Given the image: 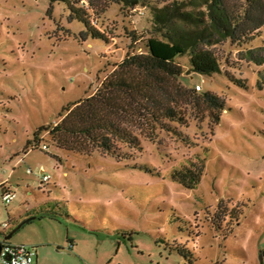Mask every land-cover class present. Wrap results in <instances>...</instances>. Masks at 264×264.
Returning <instances> with one entry per match:
<instances>
[{
  "label": "rangeland",
  "instance_id": "1",
  "mask_svg": "<svg viewBox=\"0 0 264 264\" xmlns=\"http://www.w3.org/2000/svg\"><path fill=\"white\" fill-rule=\"evenodd\" d=\"M92 19L111 45L82 40L84 25L69 20L64 3L0 0V242L16 231L9 242L35 247L36 264H185L177 247L194 264H264V66L240 60L241 50L264 46V27L250 44L210 47L219 74L197 75L188 56L177 59L190 88L225 99L219 123L193 113L187 125L171 124L190 145L159 130L141 151L120 145L128 154L120 160L61 150L48 132L34 142L39 128L95 93L126 56L129 32L145 51L149 8L110 4ZM199 157L206 168L196 188L172 179ZM5 188L16 194L9 205Z\"/></svg>",
  "mask_w": 264,
  "mask_h": 264
},
{
  "label": "trees",
  "instance_id": "2",
  "mask_svg": "<svg viewBox=\"0 0 264 264\" xmlns=\"http://www.w3.org/2000/svg\"><path fill=\"white\" fill-rule=\"evenodd\" d=\"M48 1L51 9L56 3H64L69 20L84 25L82 40L99 39L108 45L111 38L93 24L92 11L104 13L110 4L150 10V37L145 41V51L136 48L143 37L129 32L126 56L95 93L63 109L59 123L43 126L34 134L35 143L48 132L61 150L84 155L101 151L120 160L128 157L120 145L141 151L142 139L156 142L159 130L190 145V138L171 124L185 126L193 113L201 120L209 114L215 124L219 123L227 108L225 99L190 88L177 59L188 56L192 72L197 75L219 74L221 63L210 47L226 41L250 44L264 27V0H162L156 4L151 0H87V6L83 0ZM240 60L264 66V46L241 50ZM230 80L248 88L244 80L232 76ZM258 85L264 87V69L258 73ZM205 168L206 160L199 157L175 169L171 177L185 188L194 189L202 181ZM229 215L233 217L232 212ZM176 251L185 264H194V256L186 248L177 247Z\"/></svg>",
  "mask_w": 264,
  "mask_h": 264
},
{
  "label": "built area",
  "instance_id": "3",
  "mask_svg": "<svg viewBox=\"0 0 264 264\" xmlns=\"http://www.w3.org/2000/svg\"><path fill=\"white\" fill-rule=\"evenodd\" d=\"M199 90L200 86L197 87ZM41 148L44 151H48V146L43 145ZM29 172L32 173L31 170ZM49 178L47 176H43V180L47 181ZM15 193L10 188H5L3 190V201L5 204L9 205L13 202ZM8 224H5L4 227L8 228ZM36 256L37 252L35 247L27 246V245H13V244H5L2 246L0 252V259L3 264H36Z\"/></svg>",
  "mask_w": 264,
  "mask_h": 264
},
{
  "label": "water",
  "instance_id": "4",
  "mask_svg": "<svg viewBox=\"0 0 264 264\" xmlns=\"http://www.w3.org/2000/svg\"><path fill=\"white\" fill-rule=\"evenodd\" d=\"M15 232H16V231H14L12 234L8 235V236L5 238V240H9V239L13 236V234H14ZM1 249H2V246H1V244H0V252H1Z\"/></svg>",
  "mask_w": 264,
  "mask_h": 264
},
{
  "label": "flooded vegetation",
  "instance_id": "5",
  "mask_svg": "<svg viewBox=\"0 0 264 264\" xmlns=\"http://www.w3.org/2000/svg\"><path fill=\"white\" fill-rule=\"evenodd\" d=\"M1 246H4L5 244H11L9 240H3L0 242Z\"/></svg>",
  "mask_w": 264,
  "mask_h": 264
},
{
  "label": "crops",
  "instance_id": "6",
  "mask_svg": "<svg viewBox=\"0 0 264 264\" xmlns=\"http://www.w3.org/2000/svg\"><path fill=\"white\" fill-rule=\"evenodd\" d=\"M27 222H29V221H27ZM26 223V222H25ZM17 230V229H16ZM37 252V251H36ZM37 256H38V254H37ZM37 256H36V262H37Z\"/></svg>",
  "mask_w": 264,
  "mask_h": 264
}]
</instances>
